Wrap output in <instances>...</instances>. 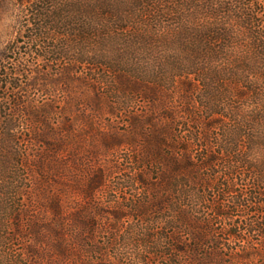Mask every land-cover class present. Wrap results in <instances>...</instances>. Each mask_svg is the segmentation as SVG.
<instances>
[{
	"label": "trees",
	"instance_id": "trees-1",
	"mask_svg": "<svg viewBox=\"0 0 264 264\" xmlns=\"http://www.w3.org/2000/svg\"><path fill=\"white\" fill-rule=\"evenodd\" d=\"M26 5L27 24L21 26L19 47L16 43L0 53V125L4 128L0 141L6 149L12 147L6 157H0V184L8 175H14V179H6L15 182L18 171L19 184L31 183L21 174L25 170L38 173V190L55 181L51 176L64 152V137L52 140L34 128L37 124L47 126L54 105L39 106L25 98L36 91L47 95L62 86L66 89L74 73L87 76L80 75L78 67L95 66L90 68L94 76L95 68L132 76L154 94L175 90L179 84L187 105L182 110L165 108V124H153L151 117L150 130L140 126L136 135L144 139L145 146L134 158L136 174L123 183L141 192L129 207L106 212L98 206L68 205L60 195L38 203L26 231L37 249L32 252L34 264H65L75 259L81 264H104L106 252L97 250L96 238L106 235V244L112 246L127 215L135 223L121 235L124 247L139 244L155 250L150 256L163 258L166 255L157 251L158 246L148 244L157 239L164 241V248L175 251V258L180 257L213 240L209 219L198 218L205 209L232 223L227 234L238 242L236 250H254L245 235L264 238L263 2L27 0ZM108 39L145 44L148 57L135 64L113 61L101 48ZM6 53L19 54L14 71L4 64L12 59ZM40 61L47 67L64 61L65 66L53 75L34 68ZM89 81L105 83L99 77ZM196 103L209 118L194 121L193 126L185 121L194 115ZM175 126L181 136L175 133ZM38 143L47 151L37 152ZM213 143L214 152L210 151ZM29 144L36 149L33 155L21 148ZM92 178L89 187L78 190L88 200L102 187L104 176L99 173ZM25 188L22 186V191ZM10 218V209L2 211L1 226ZM155 224L160 229H151ZM240 224L245 225V231ZM183 225L193 245L177 237V227ZM151 231L157 232L156 238L147 234ZM124 256L116 254L115 259L120 262ZM137 259L146 262L141 255ZM193 259L197 261L195 254Z\"/></svg>",
	"mask_w": 264,
	"mask_h": 264
},
{
	"label": "rangeland",
	"instance_id": "rangeland-1",
	"mask_svg": "<svg viewBox=\"0 0 264 264\" xmlns=\"http://www.w3.org/2000/svg\"><path fill=\"white\" fill-rule=\"evenodd\" d=\"M261 1L264 4V0ZM26 2L27 0H0V53L6 47H15L16 43L19 47L21 26L27 24L25 20ZM58 40L60 41L59 38ZM102 45V50L116 62L122 60L126 64H135L148 57L146 55L147 46L135 44V41L124 43L108 39ZM6 55L12 59L4 64L9 71H14L19 62V54L6 53ZM30 61L33 62V60ZM64 66V61L49 64V67L42 65L40 61L34 65V68L49 70L51 74L56 75ZM94 67H84V69L78 67L76 71L80 75L87 76L82 78L78 75L77 77L74 73L67 88L65 89L66 86L61 87L65 91L58 88L47 95L37 91L26 95L25 100H34L39 106L49 102L53 103L54 113L49 121H45L47 126L45 123L37 124L34 128L37 132L48 134V138L52 140H63L64 137L65 147L61 156L55 159V172L51 176L55 181H51L42 189L39 187L40 194L36 185V180L39 178L38 173L27 170L21 174L25 175L26 179H31V183L25 181L24 184H19L18 171V178L15 182L6 179H14V175H8L4 178L5 182L0 184V216L2 211L11 210L10 220L2 223V226L0 224V255L2 256L0 264H34L35 257L32 256V252L37 249L32 246L33 238L26 231L29 229L30 221H33L37 214L39 202H46L60 195L65 202H68V205L81 204L90 208L98 206L106 212H113L119 206L127 208L133 201L138 200L137 197L141 190L123 183L128 177L136 174L138 167L134 158L138 156L137 151H143L145 146L144 139L137 137V132H140L141 127L147 131L151 129L148 123L151 117L154 119L153 124L167 123L163 119L168 112L165 108L182 110L187 107L184 100L186 94L182 93L183 89L179 84L175 90L167 88V91L162 90L160 94H154L140 81L126 74L113 75L109 74L106 68H95L96 76H94V73L90 71V68L94 69ZM98 77L102 78L105 83L89 81L91 78L97 79ZM191 98L196 99L197 96ZM193 105L194 115L187 116L185 122L194 126L195 124L192 123L194 121H207L209 116L201 106L197 103ZM3 129V125H0V137L4 136ZM173 129L178 136H181L178 126ZM0 142L3 143L0 146V157L3 158L9 154L12 147L8 145L10 150L6 149L5 142L2 140ZM17 147L19 149V141ZM21 148L26 149L32 155L36 149L39 153L47 151L43 143H38L36 149L30 144ZM210 151H217L214 143ZM49 156H52V153ZM144 169L147 172L150 171L149 167H144ZM99 173L104 176L103 185L95 192L92 200H88L78 190H85L89 187L94 179L92 177ZM22 186L26 187L25 191H22ZM11 193L13 197H10ZM203 211L199 212L201 215L198 218L203 219L206 216L209 219L213 243L209 240L201 250H187V253L175 258V251L167 246L164 248V241L150 240L148 243L150 246H158L157 251L164 252L166 255L163 258H157L149 255V252L153 253L155 250L140 247L139 244L124 247L121 235L125 234L126 229L135 223L129 215L122 219V230L117 233L112 246L106 244V235L98 234L97 250H105L104 264H264L263 237H248L247 234L245 238L249 239L251 245L253 244L254 250H236L239 248L238 242L227 234L232 223L216 217L211 209ZM240 225L242 231H245V225ZM156 228L160 229V225L151 226V229ZM177 228H179L177 237L186 245H193L194 242H192L188 229L184 225ZM147 234L155 238L157 236V232L154 231ZM161 245L162 248H160ZM121 253H125L126 256L117 262L115 256ZM194 254L197 259L195 262ZM139 255L146 262L139 261L137 259ZM93 258L96 259L95 256ZM76 260L65 264H81Z\"/></svg>",
	"mask_w": 264,
	"mask_h": 264
}]
</instances>
